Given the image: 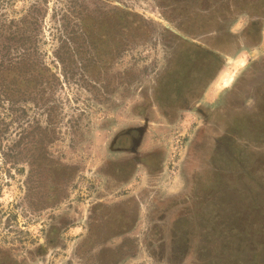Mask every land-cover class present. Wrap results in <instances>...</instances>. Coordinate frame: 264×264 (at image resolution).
Wrapping results in <instances>:
<instances>
[{"label":"rangeland","instance_id":"1","mask_svg":"<svg viewBox=\"0 0 264 264\" xmlns=\"http://www.w3.org/2000/svg\"><path fill=\"white\" fill-rule=\"evenodd\" d=\"M3 44L0 264H264V0H0Z\"/></svg>","mask_w":264,"mask_h":264},{"label":"trees","instance_id":"2","mask_svg":"<svg viewBox=\"0 0 264 264\" xmlns=\"http://www.w3.org/2000/svg\"><path fill=\"white\" fill-rule=\"evenodd\" d=\"M28 41L30 40H26V42ZM0 47L2 49H5L4 54H1L0 56V97L3 98L4 100H7L8 102L13 100V98L11 97L13 92L14 93L21 92L20 86L17 85L18 77H20L23 74L24 78H19V79H21V81L25 83L27 80L29 81V79L25 77L26 73L28 72L23 71L24 67H26L28 63L26 60L27 54H22V55L19 54L18 56H15L13 58L12 56L6 53V50L9 49L8 46L3 44ZM66 56L63 57L62 60H64ZM66 60L67 62H69V59Z\"/></svg>","mask_w":264,"mask_h":264},{"label":"flooded vegetation","instance_id":"3","mask_svg":"<svg viewBox=\"0 0 264 264\" xmlns=\"http://www.w3.org/2000/svg\"><path fill=\"white\" fill-rule=\"evenodd\" d=\"M125 135V134H124ZM125 137V136H124ZM116 142H118V139H116ZM125 149V148H124Z\"/></svg>","mask_w":264,"mask_h":264}]
</instances>
